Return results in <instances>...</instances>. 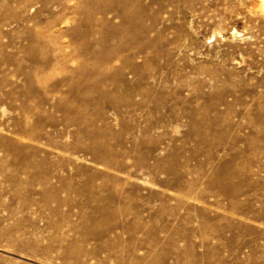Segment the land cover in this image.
<instances>
[{"label":"rangeland","instance_id":"rangeland-1","mask_svg":"<svg viewBox=\"0 0 264 264\" xmlns=\"http://www.w3.org/2000/svg\"><path fill=\"white\" fill-rule=\"evenodd\" d=\"M262 6L0 0V264H264Z\"/></svg>","mask_w":264,"mask_h":264},{"label":"bare ground","instance_id":"bare-ground-1","mask_svg":"<svg viewBox=\"0 0 264 264\" xmlns=\"http://www.w3.org/2000/svg\"><path fill=\"white\" fill-rule=\"evenodd\" d=\"M260 1H261V3H262V4H263V6H264V0H260ZM263 6H262V7H263ZM235 32H236V30H235Z\"/></svg>","mask_w":264,"mask_h":264}]
</instances>
